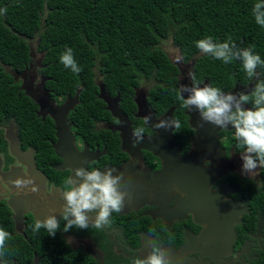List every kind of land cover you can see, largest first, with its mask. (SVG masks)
<instances>
[{"label":"flooded vegetation","instance_id":"flooded-vegetation-1","mask_svg":"<svg viewBox=\"0 0 264 264\" xmlns=\"http://www.w3.org/2000/svg\"><path fill=\"white\" fill-rule=\"evenodd\" d=\"M28 49L30 60L24 68L0 63V213H7L25 242L41 241L43 247L47 244L40 232L48 236L47 231L33 233L32 226L37 219L56 215L61 228L55 237L64 248L61 253L33 252L6 264H132L138 254L145 258L153 244L163 250L168 264H264V168L242 174L243 149L236 147L231 125L219 129L217 155L209 152L208 159L192 143L195 131L189 115H199L195 109L184 110L191 133L173 129V143L158 142L160 129L151 126L170 110L173 117L175 108L162 113L152 108L150 94L160 85L154 78L140 81L125 102L95 70L97 101L84 103L83 87L58 94V85L47 76L51 72L44 53L37 44ZM193 59L170 60L178 71L179 89L192 83ZM252 87L235 86L225 93L250 92ZM68 104L72 109L61 120L57 109ZM90 104L101 111V120L93 118ZM124 105L134 110L128 112ZM144 116H151L149 126ZM138 126L145 127V136L133 147ZM191 151L202 162V182L184 181V160ZM177 155L180 162L165 164ZM77 167L115 168L124 174L127 186L122 190L130 197L120 213H112L109 226L63 231L60 193ZM17 177L34 178L39 191L15 188L9 181Z\"/></svg>","mask_w":264,"mask_h":264},{"label":"trees","instance_id":"trees-1","mask_svg":"<svg viewBox=\"0 0 264 264\" xmlns=\"http://www.w3.org/2000/svg\"><path fill=\"white\" fill-rule=\"evenodd\" d=\"M257 2L0 0V63L24 68L30 60L28 42L36 39L37 50L44 53L47 70L51 72L47 76L58 85V94L83 87L81 100L84 103L97 101V89L93 84L95 70L109 91H119L125 102L140 81L154 78L160 85L150 94L152 108L162 113L174 107L173 118L181 123L182 131H179L191 133L185 108L177 97L178 71L161 44L164 41L170 43L184 63L194 58L191 74H195L200 84H211L223 92L250 83L254 86L264 81V65L256 69L259 79H249L241 61L225 64L202 53L195 42L206 36L224 42L230 36L240 47L254 46V51L264 60V27L256 24L252 15ZM5 8L7 12L2 11ZM66 48L73 50L74 59L82 69L80 73H73L60 63L59 57ZM88 108L92 109L95 120H101L100 110L92 104ZM124 109L130 112L134 107L129 110L124 105ZM11 221L7 213H0V227L11 233L0 264L10 263L13 259L19 262L33 252L63 251L59 236L50 238L43 232L40 233L46 246L43 247L41 241L25 242L14 232Z\"/></svg>","mask_w":264,"mask_h":264},{"label":"clouds","instance_id":"clouds-1","mask_svg":"<svg viewBox=\"0 0 264 264\" xmlns=\"http://www.w3.org/2000/svg\"><path fill=\"white\" fill-rule=\"evenodd\" d=\"M7 12V9H3ZM252 15L256 24L264 27V0H258L252 8ZM196 47L204 54L229 64L234 60L242 63L244 72L249 79L257 75L258 66L264 65V60L254 51V46L240 47L229 36L224 42L214 41L212 36H206L195 42ZM60 63L73 73H80L82 69L74 59L73 50L66 48L59 57ZM191 85H181L177 97L182 101V107L197 110L200 119L219 128L232 126L236 147L243 149L240 153L242 160V174L250 173L257 168H264V81L254 84L250 92H223L219 87L211 84L201 86L195 74H190ZM187 94L186 98L184 94ZM251 105V107H245ZM151 116H144V125L150 124ZM202 126V125H201ZM155 129L173 128L177 131L181 123L173 117L161 119L152 124ZM134 140L132 146L140 144L145 136V127L133 129ZM117 169L100 170L95 167H77L72 176L65 180V190L60 193L64 204L60 217L65 221L63 231L72 228L88 229L91 225L96 229L110 225L113 212L120 213L130 197L128 191L122 190L127 186L123 173ZM17 189L39 191V185L34 178L17 177L9 181ZM132 195V193H131ZM89 214H92L91 218ZM61 228V220L56 215H48L37 219L32 226L33 233L41 229L47 231L48 236L55 237ZM152 231H155L153 229ZM11 239V233L0 227V257L6 254V240ZM133 257L132 264H168V258L163 250L153 244L150 251Z\"/></svg>","mask_w":264,"mask_h":264},{"label":"water","instance_id":"water-1","mask_svg":"<svg viewBox=\"0 0 264 264\" xmlns=\"http://www.w3.org/2000/svg\"><path fill=\"white\" fill-rule=\"evenodd\" d=\"M102 88L100 87V95H102ZM137 110L140 111V104L137 102ZM143 107V105H142ZM72 109V105L68 104L65 106H62L58 108V115L61 120H64L69 111ZM172 117V110L168 111L162 119H169ZM161 120V119H160ZM159 120H157V123ZM202 125V126H201ZM128 126H130L128 124ZM189 126L194 129L195 131V139H193L192 143L193 145H196L198 147L202 154L204 155L203 157L205 159L211 158V155L208 154L209 152H213L214 155L216 154V151L219 149L218 147V131L219 127L212 125L211 123L204 122L200 119V116L194 112L192 115H189ZM62 127L59 126L58 124V129L60 133H62ZM68 133L70 134L69 130H67ZM173 128H169L167 130L165 129H160L159 136L156 139L158 142H174V137L172 135ZM122 137V133L120 135ZM123 138V137H122ZM177 156H172V158L166 161L165 164L171 165L172 167L174 166L173 162H180V157ZM197 155L195 152L191 151L190 153L187 154V159L184 160L186 162V166H183V174H184V181H187L188 183L195 182L199 180L202 182L203 175L200 173L201 165L202 162H199L196 160ZM201 164V165H200ZM166 167V165H165Z\"/></svg>","mask_w":264,"mask_h":264},{"label":"rangeland","instance_id":"rangeland-1","mask_svg":"<svg viewBox=\"0 0 264 264\" xmlns=\"http://www.w3.org/2000/svg\"><path fill=\"white\" fill-rule=\"evenodd\" d=\"M28 43H29V45L32 48H34L35 47V44H36V39H34L33 41H29ZM161 47L164 49V51L166 53H168L169 58H170V60L172 62H176L180 58L178 51L170 43L164 41L161 44ZM183 83H187V82L186 81H183Z\"/></svg>","mask_w":264,"mask_h":264}]
</instances>
